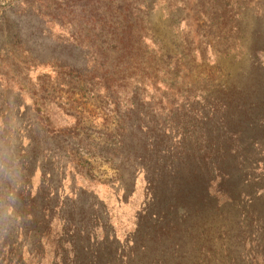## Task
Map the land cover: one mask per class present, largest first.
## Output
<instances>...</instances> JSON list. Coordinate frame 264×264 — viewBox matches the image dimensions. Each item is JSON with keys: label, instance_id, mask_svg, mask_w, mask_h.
Masks as SVG:
<instances>
[{"label": "rangeland", "instance_id": "rangeland-1", "mask_svg": "<svg viewBox=\"0 0 264 264\" xmlns=\"http://www.w3.org/2000/svg\"><path fill=\"white\" fill-rule=\"evenodd\" d=\"M84 3L0 0V165L5 166L4 171L0 169V179L7 178V170L21 176L25 173L34 196L28 207V190H17L13 196L0 191V239L6 245L0 250V264H23L20 228L30 236L36 256L43 253L38 244L42 233L48 234L46 251L50 255L57 251V242L67 245L72 239L78 248L86 242L80 234L61 236L60 224L51 228V223L42 221L46 204L54 205V198L47 194L57 184L55 172L72 174L82 187L77 208L87 207L91 189L109 204L116 236L124 244L117 248L98 244V255L106 259L101 264H155L161 257L169 263L175 256L206 264H263L264 221L260 232L251 222L257 217L264 220V211L257 209L264 193L256 191L258 185H264V0H214L211 15L194 20L195 24L201 22L200 33L206 34L198 48L207 52L204 64L196 61L194 65L192 77L199 83L196 106L190 110L179 97L177 104H184L183 108L165 125L149 114L153 132L170 126L181 139L168 149L165 160L161 155L147 160V176L137 166L120 161L115 153L116 139L109 135L119 123L112 105L94 95H83L77 82L57 75L66 66L79 72L89 68L86 48L72 40L84 36L80 17ZM180 10L178 7L165 23L174 49L181 47L186 35ZM176 25L180 29H174ZM53 87L62 91L55 93ZM188 87L182 82L179 91L184 94ZM205 98L207 107L202 104ZM234 131L249 138L253 132L258 148L243 149L246 142L236 141L231 135ZM188 135L190 140H186ZM153 139L160 142L159 136L153 134ZM232 145L242 156L260 153L254 174L261 180L245 194L244 205L210 167L215 159L226 172ZM41 171L52 175L47 185H40ZM6 204H12L11 208ZM216 204L220 212L215 217ZM95 213L98 209L93 215L102 218ZM68 214L69 210H61L63 217ZM219 224L227 230L222 240L214 232ZM235 235L243 241V249L235 247ZM201 243L209 248L206 256L196 249ZM220 244L226 246L222 247L226 253L217 254ZM249 244L258 248L254 258L247 253ZM58 252L65 262L67 249ZM76 253L83 256L82 250ZM33 261L27 259L29 264Z\"/></svg>", "mask_w": 264, "mask_h": 264}, {"label": "trees", "instance_id": "trees-1", "mask_svg": "<svg viewBox=\"0 0 264 264\" xmlns=\"http://www.w3.org/2000/svg\"><path fill=\"white\" fill-rule=\"evenodd\" d=\"M212 1L214 0H84L85 6L81 9L83 14L80 16L83 19L84 36L79 40L76 38L72 40L86 48L90 62L89 68L84 72H79L66 66L60 69L57 75L64 80L77 82L80 85L78 91L83 95H94L100 100H107L112 105L119 123L115 131L109 135L116 139L115 153L120 161L142 169L145 176L149 174L146 167L147 160L159 155L165 160V156L169 154L168 149L181 139L178 135L180 133L170 126L154 128L155 132H153L154 122L149 119V114L155 116L157 121L160 118V124L165 125L170 116L183 108L184 104H177L179 97L186 102L190 110L196 106L195 87L199 83L192 77L196 73L194 65L196 61L204 64L203 62L207 60V52L205 48H198L202 42L201 38L206 34L200 33L201 22L195 24L194 20L207 19L211 15ZM178 7L183 12L182 30L186 32V35L181 42V47L175 50L171 43V32L165 23L166 20L172 19ZM157 14H161V18ZM179 27L176 25L174 29L178 30ZM182 82L189 84L184 94L179 91ZM52 90L55 93L62 91L57 90L56 87ZM207 102L208 98H205L202 103L203 107H207ZM153 134L155 137H160L159 143L153 139ZM250 134L253 142L249 141V136L245 137L244 133L231 132L236 141L246 142L243 149L255 151L259 144L254 138V133L250 132ZM190 139L191 136L188 135L186 140ZM218 151L222 153L223 148L219 147ZM227 154L229 164H227L228 168H225L228 169L226 172L215 159H212L210 167L212 172L220 176V183L226 184L229 189L233 190V197H240L244 205L245 194L261 180V177L256 178L254 174L259 167L257 159L260 153L257 155L249 153L242 156L241 152L232 145L228 148ZM0 169L4 171L5 166L1 164ZM7 173V178L0 179V191L4 190L8 195L13 196V192L17 190H28L26 205L29 207L30 199L34 196L31 195V184L27 181L26 174L24 173V176L23 174L22 176L11 174L10 170H7ZM55 173L53 177H57V184L50 188L47 194L50 198H54V205L50 208L46 204L47 209L42 210V221L46 220L49 224L51 223V228L60 224L61 236H66L67 233L71 236L80 234L86 242L79 248L72 239L68 240L67 245L57 242V251L50 255L51 253L46 251L48 234L42 233L39 235L38 244L43 253L36 256L30 246V236H26L27 233L24 234L20 228L18 242L22 247L19 257L23 264H29L27 259L34 260V264H67L66 261L69 264L105 263L104 256L98 255L99 252L96 250L98 244L103 247L109 243L116 248L118 244H124L116 236L109 204L91 189L87 207L77 208L80 193L83 192L82 187L77 184V179L72 174L63 176ZM40 176V185H47L49 179L52 178V175H46L43 171L40 172ZM21 178L24 180H20ZM256 191L264 193V185H258ZM114 196L115 204H118L119 197L116 194ZM261 198L257 209L264 211V195ZM227 200L233 202L229 196ZM216 205L214 207L215 217L219 216L220 212L218 204ZM11 206L12 204H6L7 209ZM48 208L51 209L50 218L47 216ZM63 208L65 211L69 210V214L65 217L61 215ZM97 209L98 213L95 214H101L102 218L94 217V211ZM12 211L15 213L13 208ZM25 214L27 215V211L23 215ZM263 221L258 217L252 220L253 228L259 232L262 231ZM213 222L216 223L214 220ZM214 232L220 240L227 234V230L221 224L214 227ZM236 239L238 238L235 235V247L243 249L245 246L243 241ZM261 245L260 255L264 264V241ZM5 247V243L0 239V250ZM175 247L178 252L177 246ZM222 247L226 248L220 244L217 254L228 251ZM255 247V244H249L247 252L252 253L253 258L257 254V252L254 254V251L258 250ZM62 248L67 249L68 253L65 262L58 252ZM197 248L201 249V253L203 255L205 253V256L209 253L206 244L201 243ZM78 249L82 250V257L76 256ZM166 260H162L161 257L155 261V264H206L196 259L191 262L189 259H183L182 256H175L169 260V263H166L168 262Z\"/></svg>", "mask_w": 264, "mask_h": 264}]
</instances>
